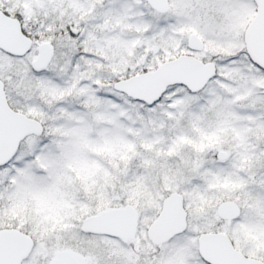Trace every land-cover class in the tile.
Segmentation results:
<instances>
[{
	"label": "snow or ice",
	"instance_id": "1",
	"mask_svg": "<svg viewBox=\"0 0 264 264\" xmlns=\"http://www.w3.org/2000/svg\"><path fill=\"white\" fill-rule=\"evenodd\" d=\"M0 264H264V0H0Z\"/></svg>",
	"mask_w": 264,
	"mask_h": 264
}]
</instances>
